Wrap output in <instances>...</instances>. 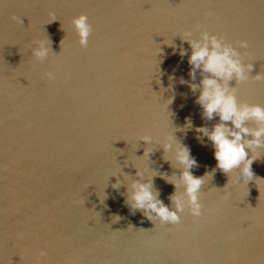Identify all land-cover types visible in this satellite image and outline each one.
Masks as SVG:
<instances>
[{"label":"water","instance_id":"water-1","mask_svg":"<svg viewBox=\"0 0 264 264\" xmlns=\"http://www.w3.org/2000/svg\"><path fill=\"white\" fill-rule=\"evenodd\" d=\"M81 14L87 47L72 24ZM203 32L253 64L230 87L264 105V79H254L264 73V0H0V264H264V148L249 150L258 157L246 182L240 168H216L196 131L220 122L203 117L190 88L201 76H189L182 36ZM40 40L52 52L43 61L32 53ZM169 135L204 177L201 215L186 209L179 224L149 221L130 203L137 180H151L170 208L183 194Z\"/></svg>","mask_w":264,"mask_h":264},{"label":"clouds","instance_id":"clouds-1","mask_svg":"<svg viewBox=\"0 0 264 264\" xmlns=\"http://www.w3.org/2000/svg\"><path fill=\"white\" fill-rule=\"evenodd\" d=\"M55 20L57 19L53 16L52 21ZM72 24L79 36V44L81 47H87L92 33L88 16L81 14L72 20ZM182 39L188 41L191 46V55L188 57L189 76L193 81L196 80L197 70L201 76L199 85L190 84L193 92L199 89L196 103L201 106L204 118L213 120L218 116L220 121L211 129L203 126L198 127L196 131L211 141L214 147V158L217 161L216 168L225 173L240 168V176L246 177L247 182L253 178L252 163L258 157V154L249 156V150L255 153L256 149L264 148V105L240 102L237 98V90L230 87V82L233 78L238 82L248 80L253 64H245L241 52L232 44L226 43L223 37L203 32L199 39L191 38L190 33H184ZM34 44L36 46L32 49L33 55L38 60H45L51 52L48 42L40 40L34 41ZM62 45L63 41H61V48ZM240 47L247 48V41H241ZM184 54L182 51L181 55ZM47 76L50 80L55 79L52 72L47 73ZM254 79H264V73H258ZM181 83L185 81L181 79ZM171 102V100L168 101V103ZM250 120L255 121L258 126L250 128L248 126ZM229 121L230 125L226 123ZM187 126L192 127L190 120L187 121ZM248 136L252 138L247 139ZM141 140L147 144L152 143L151 136H143ZM163 147L165 151H173L175 160L183 166L180 180L184 187L183 194H173L170 197L173 202L170 208L158 198V194L153 192L151 180L145 182L137 180L131 185V207L143 210V216L149 221H155L158 218L161 223L179 224L180 213L186 209L192 216L199 217L202 209L199 193L204 184V177H196L191 171L198 165V161L191 155L187 146L180 143L174 145L172 135H169ZM151 151V148L145 149L143 157L149 159ZM137 175L143 176V172L138 171ZM119 184L117 180L113 187L118 188ZM46 254L45 250L40 251L41 257Z\"/></svg>","mask_w":264,"mask_h":264}]
</instances>
